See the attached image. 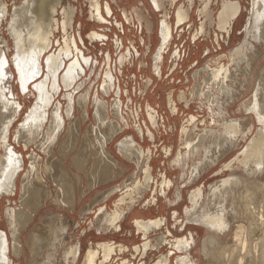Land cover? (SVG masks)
Instances as JSON below:
<instances>
[{"label":"bare ground","instance_id":"obj_1","mask_svg":"<svg viewBox=\"0 0 264 264\" xmlns=\"http://www.w3.org/2000/svg\"><path fill=\"white\" fill-rule=\"evenodd\" d=\"M10 1L11 0H0V29L4 26L3 23L8 22L6 31H8V34L11 33L13 38V42L9 41V39L0 41V142H2L0 143V206L3 199L2 197L17 193L19 178L27 164L24 154L22 152H17L16 146H22V144H24L27 149H29L33 143L42 139L37 145L41 150L40 153L44 152L50 155L52 150L60 144L62 134L67 129L68 134L66 136L67 140L64 141V149L65 151L67 150L69 155H72V150L75 148L77 141H79L82 135V130L80 131L82 126L81 122H86L89 118V104L92 99V92L89 89L86 92H82L78 96V100L75 98L76 93L84 86L85 80L80 83L77 82L87 74V68L91 66L93 57H87L85 56L86 53L77 49L76 46H78V44L76 45L75 36L72 38V34H69V25L74 19L72 14L73 8L63 7L61 4L62 0H40L43 4H46L41 12L43 11L49 23L44 24L43 28L40 27L38 33L33 37V41L31 42L33 43V47L31 45L29 50H24L22 44L26 40L25 26L27 25H19L17 18L22 9L27 8L25 6H28L30 3L34 4L36 0H13L11 4L9 3ZM102 1L103 0H98V4L94 5L97 7L96 15L99 21L106 20V15H113L109 12L113 4H109L107 1L105 3L106 12H104L102 9ZM146 1L147 4L143 5V7H145L144 12L147 15L143 17L145 21L151 13L161 14V20L158 26V31H160L161 36V43L159 46L161 48L158 49L153 59V69L161 75L162 60L165 58L162 56H165L171 42V35L166 34L167 25L164 20V14L167 12H165V10L163 11L158 0ZM89 5H92L90 0ZM172 5H174L173 0ZM251 6V9H249L251 14L245 26V40L238 47L236 46L235 49L230 51V62L235 64V67L231 68L230 65L225 68L224 63L218 64L216 67H214V65L211 67V65L207 64L205 68L197 71L198 74L196 76L198 77L197 80L199 83L194 84L191 92L192 98L190 100H199L201 104L205 105L207 110L210 111V116L213 118L214 123L221 119L227 122L220 125L219 131L204 129L202 135H196L195 133H193L195 135H191L188 129L190 130L193 128H189L185 125L182 128L181 143L185 146L186 152H179L177 165L183 168V175L185 177H188V171H190L187 183H191L190 185H192V183H196L206 172L217 166L228 153H231V151L238 147L240 140H244L258 125L256 134L248 144L246 143L247 145L244 149L236 156L233 155L234 157L225 164L223 162L224 165L223 168H221L223 171L227 169L231 170L234 169L236 163H239L242 168V174L239 172L238 175L230 174L229 177L211 184L210 191L207 193L208 195H206L207 199L205 198V192L202 186H197L190 192L189 198L191 207H188L190 217L187 218V220L195 227L202 226L206 231L202 241V248L198 250V252L200 251L204 256V264H264V180L261 181L259 179L260 176H264V66L260 71L255 69V62L262 54L260 52L261 50L259 51L258 49V45L264 47V0H252ZM141 7H136L132 10L133 12L131 11L130 13L139 14V9ZM241 8V3L234 1L227 2L223 15L221 16L222 27L225 26V23H229L225 30H231L232 33L234 32L235 25L232 26V22L234 18H237L240 14ZM90 9L93 11V6ZM148 11L149 14L147 13ZM178 11H180L177 12L178 19H180L179 22L185 21V19H187L186 13H184L182 9ZM59 14L63 17L61 23L59 17H57ZM124 14L126 17L129 15L127 12ZM30 16L32 17L31 14ZM31 17L29 18L30 21ZM8 18H10V20H8ZM238 19L236 23H238ZM139 21L142 23L141 26L143 27L144 21L141 19H139ZM146 25L149 29L148 24ZM60 26L64 32V40L62 39L63 44L60 46L58 52L49 53V47L45 49L47 43L49 45L51 42L49 46H53V39L51 38L55 36V30L60 28ZM153 30L155 29L152 28V32ZM92 35V37L99 38L100 34L93 33ZM71 38L74 42L70 41ZM103 38L104 36H102V39ZM249 38H251V41ZM11 51L14 54L8 58L6 52L9 53ZM47 51L49 54L46 57V74L41 80L37 81V78H39L45 70L42 59ZM127 57L128 56L123 59L124 62L123 64L121 63V65L125 64L128 60ZM173 58L176 64V53L173 54ZM67 60H71V62L66 68ZM63 69L65 70L61 74ZM148 72L150 71H147V73ZM15 74L18 75L16 80L20 83L19 86L23 92L27 94L31 92L34 95L37 93V99L34 105L30 107L26 116L24 115V120H22L14 135L16 144H12L10 139L13 130L11 129L17 117L19 118L22 110L20 102H18V100L16 101V96L12 87ZM111 75L112 72H109V70L105 74L107 79L102 86L103 94H109L114 89V79ZM249 84H251V88L247 89V85ZM63 88L66 91L64 96L68 100L66 105V116L70 121L68 125L66 124V118L63 113L64 104L61 101H56V105L51 109V104L55 95L59 91H62ZM245 93H250V103H244L241 105L243 108L240 109L243 114L247 115L250 122L252 121L251 127L249 128L250 132L245 129V125L249 124L248 121L245 122V119L241 118L232 119L230 118L231 116L228 115V108L232 106L236 99L239 101L241 99L240 97ZM168 98V100H170L169 105L171 109H173L175 105L172 95L169 94ZM180 98L186 99L187 96L182 92ZM77 103L82 112L81 119L75 118ZM93 104L95 105L94 117L96 119V125L91 128L88 127L89 129L87 128L88 130L85 138L86 144H83L79 152L72 156V165L80 172H84L88 180L89 188L95 187L99 183H102V181L115 177L116 170L122 165L120 166L119 163L116 162L115 157L108 151V147L124 128L131 125L128 122L129 120L122 114L123 105L121 101L119 103V101L115 99V101L109 105L103 98H99L98 90V93H96L93 98ZM110 107L111 113L115 114L114 117L116 119H111ZM244 109H246V111H244ZM148 116L152 124L157 125L159 121L157 112L151 113L150 110H148ZM145 117L146 129H142V125H140V123L138 124V120L135 119L137 125L135 124L134 126H136V130H138L142 136L144 133L146 135L149 134V137L155 136L148 126H146L147 115H144V118ZM187 122L189 121L187 120ZM221 127L223 129H221ZM144 138L145 137H143V139ZM142 147L143 146L136 141V136H127L119 143V152L129 161L136 162L139 167L143 156ZM145 152L148 154L145 162H148L150 156H152V151L146 150ZM40 156L36 153L30 154L31 161L23 176L21 186L22 207L13 208V206H10L4 214L9 225V234H11L12 237L11 244L13 255L20 258L23 253H25V245L21 238L22 230H25L27 224L35 218V214L39 208L44 205L45 200L52 197V193H49L46 188V177L49 179L51 178L53 181L52 184L57 187V195L54 201L59 206L62 208H71L77 205V183L71 178L65 165L63 163H58L56 165L57 167L54 168V162L48 159L44 165L45 176L40 167L42 164L39 165ZM190 162H192L191 170H189ZM151 168L149 163V165L145 167L144 178H142L143 182L133 185L130 189H126V193L119 199L120 204H118L116 209L112 211L110 215L109 213L105 214L107 227H112L113 230L119 229L121 226L119 223L124 219L125 215L124 212L120 210L122 208L121 205L127 204L131 209L136 202L139 201L143 193L150 187V184L153 183V172ZM163 179L164 180L161 182V192L167 195L163 189L165 178L163 177ZM78 182L80 186L84 184L81 176H78ZM171 186L172 182L169 185V189ZM118 187H121V185H117L107 192L105 191L106 193L103 192L104 194L102 193L103 196L101 199H108L112 192ZM135 192H138L137 196L134 195ZM183 197V190L178 189L175 195V201L177 203H175L177 205L180 204ZM128 198L130 199L126 203L125 201ZM204 198L207 201L205 204L203 203L204 205L202 204L203 207L201 211L199 210L200 212H198L200 203ZM103 210V207L99 208L100 212H103ZM85 211H90V208L85 209ZM1 217L2 213L0 210V218ZM137 228L141 231L144 230L145 234L143 235L147 237V232L153 229V226H148L146 230L141 229L140 225H138ZM68 231L69 225L66 220L63 221L62 219L59 223H52L45 229L38 228L34 230L28 237L29 239H27V245L33 257L49 247L51 250L47 253L48 255L45 253L47 260L44 264H63V262L66 264L67 262L63 261V254L68 248L67 245L65 247L63 246L65 245V238ZM174 240L173 245L176 249V253L177 251H182L185 254L178 256V264H198L197 260L191 256L192 248L197 246V238L194 234L191 232L189 235ZM10 242L7 231H5V233L0 231V264H12L13 258L11 259L12 251L10 249ZM79 246L81 248L80 244ZM149 246V241H145L142 246H135V249L137 251L143 250V254L145 255L149 250ZM102 249L104 250L105 259H108L112 253L111 250L106 244ZM117 249L124 251L127 248L120 246L116 247V251ZM96 253V251L92 252V258L87 256L82 264H93V254ZM80 255L81 251L76 247L73 254L69 253V256H72L70 264H78ZM165 256L167 258L165 264H171V256L169 254ZM60 257L62 263H59ZM35 261L36 260H34V262ZM159 262L161 263V260ZM121 264H128V262L122 261Z\"/></svg>","mask_w":264,"mask_h":264},{"label":"rangeland","instance_id":"obj_2","mask_svg":"<svg viewBox=\"0 0 264 264\" xmlns=\"http://www.w3.org/2000/svg\"><path fill=\"white\" fill-rule=\"evenodd\" d=\"M12 1L13 0H11L9 3L11 4ZM90 1L92 3L91 6L89 5V0H62L61 3L63 7H72L75 10L74 22L72 20L74 25L73 28L69 29V34H72V38L74 37V34L76 35L78 39V42L76 43V45L78 44V46H76L77 49L82 50L84 53H86L85 56L93 57L92 64L93 62L94 64H91V66L88 67L89 69L87 68V74L77 82L80 83L85 80V83L83 84L84 86H82L75 95V98L77 99L82 92H86L88 89L91 90L92 99L89 104V118L86 120V122H81L82 126L80 128V131L82 130V135L79 141H77L75 148H73L72 155H69L67 150L65 151L64 149V141L67 140L66 136L68 134L67 129L62 134L60 144L52 150L50 155L44 152L40 153L41 150L37 145L41 142L42 139L36 143H33L29 147V149H27L24 144H22V146H16L17 152H22L24 154V158L27 164L25 170L21 173V176L19 178L17 193H13L11 194V196L7 195L2 197L3 199L0 206V210L2 213V217L0 218V231L4 233L5 231H7L8 238L11 241V244L12 237L11 234H9V225L4 214L10 206H13V208L22 207L21 186L23 176L25 175L31 161V153H36L38 154V156L42 155L39 159V165L42 164L40 165V167L43 170V174L45 176L46 174L44 172V165L48 159L54 162V168L57 167L56 165L58 163H63L65 165L67 172L77 183V205L76 207L71 208H62L61 206H59L54 201L55 196L57 195V187L52 184L53 181L51 178L49 179L48 177H46V188L49 193H52V197L50 196L51 198L45 200L44 205L41 206L35 214V218L27 224L25 230H22L23 232L21 238L23 244L25 245V253H23L21 258L13 255L12 244L10 245V249L12 251L11 259L13 258L12 264H44V262L47 260L46 254L51 249L49 247L48 249L45 248L41 251L40 254H36L33 257L32 252L27 245V239H29L28 237L34 230L38 228L45 229L52 223H59L61 219L63 221L66 220L67 224L69 225V231L66 235L65 245L63 247L67 245L68 248L69 245L73 244L70 247V251L74 252L77 247L76 242H80L81 248H79V250L81 251V255L78 264H82L87 256H90L92 258L91 253L95 251L97 253L93 254V264H121L122 261H127L128 264H162L159 261L161 260L163 255L167 254L171 256V264H178V256H182L185 254L182 251H177L176 253V249L173 245L175 241L174 239L182 238L186 235H189V233L191 232L197 238V246L192 248L191 256L197 260L198 264H204V256L200 251L198 252V250H201L202 248V241L205 237L206 231L202 226L195 227L187 220V218L190 217L188 209V207H191L189 198L190 192L197 186H202L205 192V198L207 199L206 195H208L207 193H209L210 191L211 184L217 182L218 180L229 177L230 174H242V168L239 163H236L234 165V169L231 170L227 169L223 171L221 168H223V165L226 162H228L234 156L239 154L242 149H244V147L256 134L258 125L254 129L255 132L253 131L252 133H249L244 140L241 139L242 141L240 140L238 147L231 151V153H228L227 156L217 166L206 172L201 178L197 180L196 183H192V185H190L191 183H187L190 171H188V177H185L183 175V168L180 165H177L176 161L174 163V160L177 158V153L179 151H182V153L186 152L185 146L181 143L182 128L184 125L189 128H193L190 130L188 129L191 135H202V131H204V129L219 131L220 125L227 122L226 120L222 121L221 119L220 121H216V123H214L213 118L210 116V111L207 110V107L205 105L201 104L199 100H190L192 98L191 92L193 90L194 84L199 83L197 80L198 77L196 76L198 74L197 71L205 68L207 64L211 65V67H213V65L214 67H216L218 64L224 63V65L226 66L231 65V68L235 67V64H232L230 62V51L235 49L236 46L238 47L245 40V26L248 17L251 14L249 9H251L252 7V0H232L239 1L242 4L243 10L239 15V19L237 18L238 23H236L237 19H234V21L232 22V26L235 25L234 32L232 33L229 28L230 33H225L224 39L220 32L219 39L217 38L215 29H212L211 34L207 38H204L202 34L194 33L197 26L201 23V19L199 18V16H197L196 12L199 0H197L198 3L192 19L190 23L186 25L184 31H181V28L177 31V29L175 28L176 14L174 13L173 15L172 0H158L162 9L167 12L165 15H173V19L175 20L173 29L174 37L168 51H164L166 53L162 64L161 75L160 73H157V71L155 72L153 69L154 56L155 54H157L158 49L161 48L159 46L161 43V36L160 31H158L161 14L151 13L150 15H148V19L144 21V26L142 27V23L137 19H142L143 17L147 16L144 12L145 8L143 7L144 4H147L146 0H133V2L127 0L124 2L125 5L129 8V12L135 9V7L142 6L139 10V14L129 13V15H127L132 18L131 22H128V19H125V17H123V2L121 3L119 0H117L118 2H115V0H103V6L107 1L113 4L111 8L109 6V12H111L113 15H106L107 20L105 22L95 23L93 19H97V7H95L94 5L98 4V0ZM184 1L185 0L179 1V4H185ZM221 1L222 0H220V2ZM183 4L181 6H183ZM220 4L223 5V3ZM28 6H25L27 8L22 9L17 18V22L19 25H27L25 26L26 40L22 44L24 50H29L31 48V45L33 47V43H31L33 41V37L36 35V33H38L40 27L43 28L44 24L49 23L46 20L43 11L41 12L46 4H43L40 0H36L34 4H31L29 7ZM92 6L93 11H91L90 9ZM214 8V12H216L217 6H215ZM147 13L149 14V11ZM30 14L32 15V17L30 16ZM60 15L61 14H59V16L57 17H59L61 23L63 21V17L62 15L60 17ZM217 15L218 14H216V16ZM30 17L31 21L29 20ZM168 17L169 16H166L165 19H167ZM8 20H10V18H8ZM120 23L121 25H124L123 29L122 27H120ZM146 24H148L149 29L147 28ZM3 25L2 26L4 28L1 27L0 29V41H3V39H9V41L13 42L11 33L8 34V31H6L8 22L3 23ZM182 25V23L179 24V26ZM189 25L191 30H188ZM152 28L155 29L153 30V32ZM92 31L104 34L105 39H102L103 35H99L100 39L91 40L89 34ZM79 35L83 36L84 44H82L83 42H80L78 38ZM72 38L70 39V41H73ZM117 38L120 40L123 39L124 46H122L120 42L116 43ZM51 39H53V46H49L51 42L49 45L47 43V47L45 49L49 47V53L58 52L64 40V32L61 26L60 28H57L55 30V36H53V38ZM249 40L251 41V38H249ZM178 49H180L181 58L179 59V64L176 65L174 63L175 59L173 58V54ZM258 49L259 51L261 50L260 52L262 54L255 62V69L257 71H260L264 66V47L258 45ZM48 51L42 59L44 69L46 68L45 66H47L46 57L49 54ZM124 52L127 53L128 60L124 65H121L120 57ZM9 53L6 52L8 58L14 54L12 51ZM71 60H67L66 68ZM64 70L65 69L62 70L61 74L64 72ZM108 70H112L113 74L111 75V77L115 80L117 86L116 89L112 90L111 93L103 94L102 86L104 85V81L107 79L105 74ZM147 71L150 72L147 73ZM45 74L46 69L44 70V72H42V77L40 75V77L37 78V81L41 80L45 76ZM17 78L18 75L15 74L12 87L13 92L16 96V101L18 100V102H20L22 110L19 118L17 117V120L14 122L15 124L11 129L13 130L11 133L12 137L10 139L12 144H16L14 135L16 134L20 123L22 122V120H24L27 112H29L30 107L34 105L37 99V93L34 95L31 92H29L30 94L23 92V90L19 86L20 83H18V80H16ZM119 87L121 89V92L117 91L120 90ZM249 88H251V84L247 85V89ZM98 90L99 98H103L109 103V105H111L115 101V99L118 100L119 103L120 101L122 102V114L127 120H129L128 122L131 125L124 128V130L109 144L108 147V151L112 156L115 157L116 162L119 163L120 166L122 165L116 170L115 177L110 178L106 181H102V183L104 182L103 184L99 183L97 186L89 188L88 180L84 172H80L72 165V156L79 152L83 144H86L85 138L87 130L96 125V119L94 117L95 105L93 104V98L95 94L98 93ZM65 92L66 91L63 88L62 91H59L55 95L54 100L51 104V109L54 108L58 101H61L64 104L63 113L66 118V124L68 125L70 121L66 116V105L68 100L64 96ZM182 92H184V95L187 96L186 99L180 98ZM169 94H172L174 97L173 99L176 101L175 110L171 109V106L169 105ZM240 98L241 99L239 101L238 99H236L232 106L228 108V115H230V118L232 119L241 118L245 119V122L248 121L249 124L245 125V129L246 131H249L252 121L250 122V120L247 118V115L243 114L240 108H243V106L241 105H243L244 103H250V93H245ZM147 106L148 109H153V112H157L159 120L157 125L152 124L147 113ZM244 111H246V109H244ZM143 112L147 115L146 126H148L150 131L155 136L149 137V134L146 135L145 133L142 136V134H140L138 130H136V126H134L136 124L135 119L138 120V124L140 123V125H142V129H146V117L144 118ZM114 115L115 114L111 113V119H116ZM75 118H82V112L78 107V103L75 111ZM187 120L191 122L189 123L187 122ZM221 129L223 128L221 127ZM127 136H136V141L141 144L143 148L152 151V156H150L148 162L152 167L151 171L153 172V183L150 184V187L147 188V190L144 192L145 194L143 193L142 197L139 199V201L136 202L133 208L127 209V204L121 205L122 208L120 210H122L125 214L124 219H122V221L119 223V225H121L119 229L113 230L112 227H107V224L105 222V214L109 213L110 215L111 212L116 209L118 204H120L119 199L123 195H125L126 189H130L131 187H133V185H137L139 180L140 183L143 182V167L145 160H147V158H144L140 164V167H138L136 162L129 161L125 156L120 154L119 143ZM143 137L145 138L143 139ZM191 165L192 162H190L189 170H191ZM78 176H81L84 182V184L81 186L78 182ZM164 176H166L168 180H171L170 183L172 182L171 188L169 189L168 185V187L164 190L165 194L167 193V195H164L161 192V182ZM259 179L263 181L264 176H260ZM117 185H121V187L116 188V190L112 192L111 196L108 199H101L104 194L103 192H107ZM178 189L183 190L184 197L181 203L177 205V202L175 201V195ZM134 195L137 196L138 192H135ZM205 198L200 203L201 208H198V212L201 211L203 205L207 201ZM129 199L130 198L126 199L125 202L127 203ZM100 207L104 208L103 212L99 211ZM88 208H90V211H85V209ZM158 217L165 218L164 225L160 228L149 230L147 237H145L142 232H138L137 228L135 227V220L137 219L149 220L156 219ZM162 236L165 237V242H162ZM145 241H149L150 246L148 252L144 255L143 250L137 251L135 249V246H142ZM105 244L112 252L108 259H105L104 250L102 249ZM120 246H124L127 249L124 251H120L117 249L116 251V247ZM34 260L36 261L34 262ZM164 260L165 262H167L166 256H164ZM63 261H66V264H70L71 260L68 261L66 252L63 254ZM59 263H62L61 257L59 259Z\"/></svg>","mask_w":264,"mask_h":264},{"label":"flooded vegetation","instance_id":"obj_3","mask_svg":"<svg viewBox=\"0 0 264 264\" xmlns=\"http://www.w3.org/2000/svg\"><path fill=\"white\" fill-rule=\"evenodd\" d=\"M88 1V0H87ZM115 1H117V0H115ZM121 3L123 2H125V1H127V0H119ZM174 1V5H173V15H174V13L176 14V22H175V28L177 29V31L181 28V31H184L185 30V28H186V25L188 24V23H190V21H191V19H192V16H193V14H194V12H195V8H196V6H197V3H198V1L197 0H185L184 1V3L185 4H183V3H181V4H179V1H181V0H173ZM228 1H232V0H222L221 2H220V0H199V3H198V8H197V10H196V12H197V16H199V18L201 19V23L197 26V28L195 29V31H194V33H199V34H202L203 35V37L204 38H207L210 34H211V31H212V29H215V31H216V36H217V38L219 39V32L222 34V37H223V39L225 38V33H229V31H227V30H225V28H226V26H227V24H229V23H225V26L224 27H222L221 26V16L223 15V12H224V8H225V6H226V4H227V2ZM130 2H133V0H130ZM234 2H238V3H240L239 1H234ZM102 3H103V1H102ZM220 3H223V5H221ZM109 4H111V3H109ZM183 4V6H181ZM221 5V6H220ZM215 6H217V11L216 12H214V10H215ZM136 8V7H135ZM145 8V7H144ZM172 8V7H171ZM102 9L104 10V12H106V10H105V3H104V6L102 5ZM130 9H131V7H130ZM139 9V8H138ZM179 9H182L183 10V12L184 13H186V17H187V19H185V21H182V22H179V20L180 19H178V14H177V12H180V11H178ZM129 8H128V6H126L125 5V3H124V11L125 12H127V13H130L129 11ZM137 10V9H136ZM140 10V9H139ZM242 10H243V7L241 8V11H240V14H241V12H242ZM132 11V10H131ZM164 11V10H163ZM170 11H171V9H170ZM133 12V11H132ZM72 14H73V16H74V14H75V10L74 9H72ZM136 14V13H135ZM216 14H218L217 16H216ZM239 14V15H240ZM173 15H165L164 14V20H165V24L167 25V27H166V34H169V35H171V42H170V44L169 45H171L172 44V39H173V37H174V34H173V29H174V19H173ZM239 15L237 16V18L239 17ZM108 16V15H107ZM111 16V15H110ZM124 17H125V19L127 18L128 19V22H131L132 21V18L130 17V16H125V15H123ZM166 16H169L167 19H165V17ZM208 16H209V19H208ZM182 17V16H181ZM139 18V17H138ZM172 18V19H171ZM237 18H234L235 20L237 19ZM106 20H107V18H105ZM116 19H117V17H116ZM140 19V18H139ZM138 19V20H139ZM230 19H231V16H230ZM106 20H104V21H99V20H97V19H93V21L96 23V22H105ZM141 20H143V18L141 19ZM143 21H145V19L143 20ZM234 21V20H233ZM72 22V21H71ZM73 22H74V19H73ZM72 22V27H71V23H70V25H69V29L70 28H73V25H74V23ZM183 24L182 26H179V24ZM120 25V27H122V29L124 28V25L122 24L121 25V23L119 24ZM217 28V29H216ZM188 30H191L190 29V25L188 26ZM93 33H98V34H100V35H103L104 37H105V35L104 34H101V33H99V32H95V31H92L90 34H89V37H90V39L91 40H97V39H100V38H97V37H92L93 35ZM195 35V34H194ZM74 36H75V39H76V42H78V39H77V37H76V35L74 34ZM78 38H79V40H80V42L82 43V44H84V40H83V36L82 35H79L78 36ZM120 42V44L122 45V46H124V42H123V39L122 40H120V39H116V43H119ZM162 51H164V50H162ZM164 53V52H163ZM175 53L177 54V61H176V65H178L179 64V59L181 58V55H180V49H178V50H176L175 51ZM110 55V54H109ZM127 56V53L126 52H124V53H122V55H121V57H120V64L122 63L123 64V62H124V58ZM162 57H165V56H162ZM163 61H164V59L162 60V64H163ZM126 63V62H125ZM162 67V66H161ZM224 67L226 68V67H228V65L226 66V65H224ZM112 72V70H109V72ZM113 74V73H112ZM115 84V85H114ZM114 89L113 90H115L116 89V86H117V84H116V82H115V80H114ZM119 89H120V87H119ZM117 91H119V92H121V89L120 90H117ZM112 92V91H111ZM110 92V93H111ZM172 95V94H171ZM172 98H174L173 97V95H172ZM174 100V99H173ZM170 101V100H169ZM172 101V100H171ZM174 104H175V109H176V101L174 100ZM149 105V104H148ZM173 108V109H174ZM148 110H150V112L151 113H154L152 110L153 109H148V106H147V113H148ZM139 113V112H138ZM140 114V113H139ZM143 114H144V112H143ZM144 115H146V113L144 114ZM143 148V147H142ZM147 149H145V148H143V156H142V160H141V162L143 161V159L144 158H147V156H148V154L145 152ZM149 150V149H148ZM150 151V150H149ZM180 152V151H179ZM179 152L177 153V158L174 160V163H175V161H176V164L178 163L177 162V159H178V157H179ZM151 153V152H150ZM141 162H140V164H141ZM144 168H143V172H145V167H147L148 165H149V162H145L144 163ZM140 167V166H139ZM164 178H165V184L163 185V189L165 190L167 187H168V185H170V180H169V182H168V178L166 177V176H164ZM164 180V179H163ZM162 180V181H163ZM138 183H140V180L138 181ZM128 188V187H127ZM153 199H154V197H153ZM154 201H155V199H154ZM129 207H128V205H127V209H128ZM164 220H165V218L164 217H158V218H156V219H149V220H144V219H137V220H135V227L137 228V226L138 225H140L141 226V229H147V227L148 226H150V225H152L153 226V229H156V228H160V227H162L163 225H164ZM137 230H138V232H142V234H145V231L144 230H139L138 228H137ZM147 234H148V232H147ZM166 241V240H165ZM162 242H164V236H162ZM79 244H80V242H76V246H77V249L78 248H80V246H79ZM73 245V244H72ZM72 245H69L68 246V249H67V251H66V257L68 258V261H70L71 260V256H69V253L70 254H73V252H71L70 251V247L72 246ZM164 256L165 255H163L162 256V258H161V263L162 264H165V260H163L164 259ZM170 263H171V257H170Z\"/></svg>","mask_w":264,"mask_h":264},{"label":"crops","instance_id":"obj_4","mask_svg":"<svg viewBox=\"0 0 264 264\" xmlns=\"http://www.w3.org/2000/svg\"><path fill=\"white\" fill-rule=\"evenodd\" d=\"M125 13V12H124ZM125 15V14H124Z\"/></svg>","mask_w":264,"mask_h":264}]
</instances>
